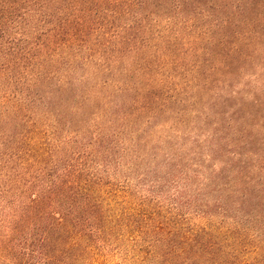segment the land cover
Listing matches in <instances>:
<instances>
[{
    "label": "trees",
    "instance_id": "obj_1",
    "mask_svg": "<svg viewBox=\"0 0 264 264\" xmlns=\"http://www.w3.org/2000/svg\"><path fill=\"white\" fill-rule=\"evenodd\" d=\"M0 264H264V0H0Z\"/></svg>",
    "mask_w": 264,
    "mask_h": 264
}]
</instances>
